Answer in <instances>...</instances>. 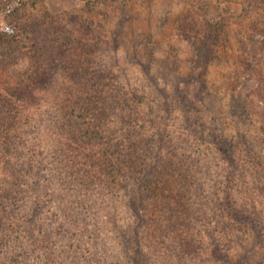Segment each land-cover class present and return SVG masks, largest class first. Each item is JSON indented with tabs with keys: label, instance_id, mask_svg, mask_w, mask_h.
Here are the masks:
<instances>
[{
	"label": "trees",
	"instance_id": "trees-1",
	"mask_svg": "<svg viewBox=\"0 0 264 264\" xmlns=\"http://www.w3.org/2000/svg\"><path fill=\"white\" fill-rule=\"evenodd\" d=\"M4 1L10 9V2L19 4L15 13L40 2ZM263 2L245 0L241 15L228 12L230 0L209 7L210 30L199 40L194 35L198 23L180 26L195 38L189 40L191 71L182 70L179 54L168 58L173 63H165L160 72L151 51L150 59L142 63L147 75L127 77L129 84L122 89L113 84L110 88L106 73L92 71V59L83 55L87 46L80 48L82 52L76 48L79 40L33 43L40 54L34 56L31 72L19 75L20 82H7L16 92L8 87L0 91V164L5 168L0 169V214L7 216L0 217V230L21 223L19 229L31 232L26 253L48 251L44 259H52L51 263L64 251L65 260L69 256L87 264H159L151 249L162 246L175 251L176 261L188 264L211 239L209 251L218 261L260 264L264 255L255 248L264 249V199L260 203L253 190L259 188L264 197V88L238 95L243 79L260 77L264 83V69L256 68L264 61V27L259 28L258 17L253 22L254 40L243 33L236 41L222 36L227 21L243 19V13L252 9L261 15ZM87 7L92 9L91 4ZM9 16V28L0 30L1 55L20 50L24 33L31 29L36 33L54 19L25 25L14 13ZM56 43L58 48L48 51ZM75 48L77 58L72 54ZM180 49L178 45L176 50ZM221 64L229 69L218 72L224 82L216 84L210 76ZM74 65L81 69L66 72L63 79L72 75L83 92L76 101L68 98L54 113L58 117L46 124L55 142L45 148L43 137L36 136L31 146L19 134L18 102H34L53 88L57 71ZM160 77L172 85L171 90ZM24 125L29 127L28 122ZM11 153L25 162L7 161ZM218 172L223 178L220 173L217 177ZM52 180L59 187L43 194L44 188L55 184ZM122 201L124 212L119 215L113 207ZM214 211L218 220L210 217ZM108 218L111 225L106 228ZM86 238L95 244L106 242L105 254L95 256L98 262H93L94 253L88 248L87 254L67 253L78 250ZM6 242L0 234V246Z\"/></svg>",
	"mask_w": 264,
	"mask_h": 264
},
{
	"label": "rangeland",
	"instance_id": "rangeland-1",
	"mask_svg": "<svg viewBox=\"0 0 264 264\" xmlns=\"http://www.w3.org/2000/svg\"><path fill=\"white\" fill-rule=\"evenodd\" d=\"M220 1L221 0H40L37 7H22L20 8V12L15 13L13 9L19 7V4L17 2H10L12 4L10 9V7L8 8L5 5L7 2L2 0L0 1V30L9 28V22L12 20L11 16H9L10 12L18 17L16 20L21 19L25 25H31L35 21L42 23L48 20L49 17H53L54 19L47 22L46 28L44 26L39 27L36 33H33L32 29L24 33V39L22 40V46H24H21L22 48L20 47V50L15 51V49H11L8 53L0 54V91L8 87L11 89V92H16L15 86L12 84L7 85V82L11 80L20 82L21 79L19 75L24 74L26 71L31 72L32 60L34 56L40 54L37 48L33 46V43L47 42L48 45H50L54 40H59L64 43L70 40H79V43L85 41L84 45H79V43L75 45L78 46L76 48L79 52H82L80 48L87 46L86 50L88 52H83V55L89 56L92 59L93 65L90 67L92 71L94 73H106L107 76H109L106 84L120 86L119 89L124 88L125 84H129L127 77H142L147 75L146 70L142 67V63L150 59L149 56H151V51L156 60L154 66L157 70H160V72L164 69L165 63L170 62L167 60L168 58L174 60L179 54L180 58L183 60L181 65L182 70L191 71L189 62L187 61L189 59L188 56H190L192 52L189 40H194L195 38L192 35H185L180 26L185 24L190 28L194 23H198L197 32H194V35H197L196 38H198L199 35L204 36L208 34L210 30L208 20L210 17L206 14L208 11L207 9L209 7H218ZM244 1L245 0H230L229 6L231 9L228 12H235L241 15V10L244 9L246 5ZM88 4L92 5V9L87 7ZM262 6H264V2ZM260 13L261 15L256 9H252L243 13V19L233 18L227 21L228 30H226V34L222 36V40H239L240 33H243L247 38L250 37L249 40H254V33L252 35V28H254L253 22L257 21L259 17V28L262 26L264 27V12L260 11ZM91 23L93 24L90 26ZM201 29L203 31L199 34L198 31ZM60 36L61 38L59 39ZM262 38L261 35L258 41L262 40ZM165 45L166 47H164ZM178 45H180L181 51L176 50ZM55 48H58L57 43L48 46V51ZM76 48L72 52L75 58L78 56ZM68 57L73 58L70 53H68ZM170 63L173 62L171 61ZM231 65L234 66V64ZM256 68L258 70H263L264 61L263 64L259 66L256 65ZM78 69L81 68L75 65L66 70L60 69V71L56 72L55 85L51 90L37 95L34 102H28V100L23 102L22 99L18 102L22 105L17 111L19 114H17V122L19 124L18 130L25 142H30V145L33 146V141H35L33 138H36V136L37 138L43 137L42 143L45 145V148L51 144V140L55 142V135L49 133L45 126L47 123H50L49 119H51V117L53 120L58 117V115L55 116L54 113H57L59 110L61 111V107L69 102L68 98L76 101L77 96L83 92L80 89L79 82L74 79L72 75H69L67 80L63 79L67 76L65 75L66 72L75 73L79 71ZM226 69H229L228 66L222 64L218 68H213V72H211L210 76L212 81H216V84L224 82V78L218 75V72L220 70L226 71ZM242 71H245V69H242ZM114 77H116V80L112 79ZM258 79L259 81L243 79V88L240 90L241 92L238 97L242 95L244 97V95L251 90L264 88V83L260 82V77H258ZM144 80L147 82V78ZM160 81H163L162 85L165 84L167 89L171 90L172 85H170V83L161 77ZM64 82L65 84H63ZM132 83L135 84L136 82L133 81ZM139 84L140 83L137 85ZM147 87L150 89L151 86L149 87L147 84ZM110 88L114 87L110 85ZM37 93H39V90ZM12 103L13 101H11L10 104ZM24 106L25 108L23 110ZM8 109L13 110L12 107H8ZM176 115H179V112H177ZM4 117L8 120L9 115H4ZM25 122H28V128L24 125ZM44 133L46 134L44 135ZM29 149L30 147L24 148L23 152ZM33 150L35 149L33 148ZM31 153L30 151L29 154ZM0 156H2V154H0ZM10 159L25 162L24 159H18L15 153L9 154L7 161H10ZM0 169L5 170L3 164H0ZM217 177L223 178L222 172H218ZM52 181L55 184L51 183L48 188H44L43 194H46L48 190L58 186V182ZM209 186V183H207V187L210 189ZM211 192L212 191H210V193ZM253 192H255V198L256 196H260L258 200L262 203L264 197L261 196V192L263 191L258 188L256 191L253 190ZM113 210L115 213L120 211L119 215H122L124 212L123 201L118 202V204L113 207ZM217 214V211L210 212V217H214L218 220ZM4 215L5 214H0V217L3 219L7 218V216ZM261 217L262 220H264V216ZM129 220L130 217L123 219V222ZM20 225L21 223L11 224L9 227L1 228L0 234H3V238L9 242H6V246H0V264H42L44 261L45 264H87L84 263V261H79L69 256L65 260L66 254L64 251L61 254V258H59L60 260L56 263L55 261L51 263L52 259H44L47 256L45 253L48 251L36 250L35 252L33 251V256L32 253L28 255L26 250L30 248V246L27 245L29 241L27 237L30 238L31 232L24 228L19 229ZM103 225L109 228L111 225L110 219L108 218L104 221ZM217 226L218 224L215 225V227ZM74 228L78 229L75 226ZM111 236L113 237L114 234H111ZM114 237L116 238V236ZM116 239L119 241V237ZM210 241L211 239H209V244L199 255L192 256L193 258L188 259V264H226L223 261H218L216 257L210 254ZM112 242L113 240H109V243ZM92 245L97 246V250H93ZM104 245H106V242L96 240L95 244L94 239L86 238L83 239V242L79 243L78 250H73V252H71L70 249L67 253L81 254L85 252L87 254L88 248L94 253L92 258L93 262H98L95 261V256L101 258V255L105 254L106 249H104ZM262 248L263 247L258 246L255 250L256 252L261 251L264 255V249ZM151 250H153L154 256L157 258L159 264H183L182 261H176L177 259L173 256L175 251L172 252L162 246H158L157 250L156 248ZM260 264H264V257L260 258Z\"/></svg>",
	"mask_w": 264,
	"mask_h": 264
}]
</instances>
